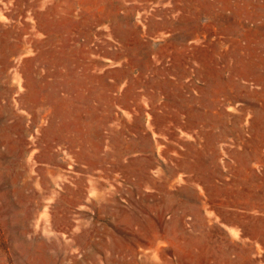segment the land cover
Returning <instances> with one entry per match:
<instances>
[{"label": "rangeland", "instance_id": "obj_1", "mask_svg": "<svg viewBox=\"0 0 264 264\" xmlns=\"http://www.w3.org/2000/svg\"><path fill=\"white\" fill-rule=\"evenodd\" d=\"M0 126V264H264V0H0Z\"/></svg>", "mask_w": 264, "mask_h": 264}, {"label": "bare ground", "instance_id": "obj_2", "mask_svg": "<svg viewBox=\"0 0 264 264\" xmlns=\"http://www.w3.org/2000/svg\"><path fill=\"white\" fill-rule=\"evenodd\" d=\"M258 68L261 69L262 67H261V66H258ZM35 69H36V68H35ZM35 69H34V70H35ZM255 75H256V73H255ZM256 79H257L258 81H262V80H263V76H262L261 74H260V75H256ZM19 126H20V125H19ZM19 126H18V127H19ZM0 127H1V126H0ZM4 129H5V128H4ZM26 131H27V130H26ZM0 132H1V131H0ZM8 140H9V139H8ZM0 141H1V140H0ZM1 143H2V142H0V144H1ZM6 154H7V153H6ZM1 155H2V154H1ZM4 155H5V154H4ZM4 155H3V156H4ZM7 156H8V155H7ZM5 157H6V156H5ZM1 158H2V157H1ZM2 160H3V159H2ZM1 166H2V165H1ZM4 166H5V165H4ZM2 167H3V166H2ZM2 176H3V175H2ZM7 176H8V174H7ZM8 177H9V176H8ZM2 179H5V180H6L5 177L2 178ZM2 179H1V180H2ZM7 182H8V181H7ZM4 189H5V188H4ZM6 190H7V189H6ZM7 192H8V191H7ZM3 194L5 195V193H3ZM4 195H3V196H4ZM6 196H7V195H6ZM6 196H5V197H6ZM5 197H4V198H5ZM9 197H10V196H9ZM4 198H3V199H4ZM6 198H7V197H6ZM10 198H11V197H10ZM10 198H9V199H10ZM253 198H254V197H253ZM4 201H5V200H4ZM8 201H9V200H8ZM8 201H6V203H7ZM255 201H256V200H255ZM10 202H12L11 199H10ZM0 203L3 204V201H2V202L0 201ZM5 206H6V205H5ZM1 209H2V208H1ZM4 209H5V208H4ZM22 209H23V208H21L20 210H22ZM5 210H7V209H5ZM17 212H18V211H17ZM15 213H16V212H15ZM8 215H9V214H8ZM11 215H14V214H11ZM15 215H16V214H15ZM17 216H18V215H17ZM17 216H16V217H17ZM20 217H21V216H19V218H20ZM22 217H23V216H22ZM15 220H16V219H15ZM15 220H14V221H15ZM17 220H18V219H17ZM22 220H23V219H22ZM12 223H13V222H12ZM16 225H19L18 222L16 223ZM23 225H24V224H23ZM5 228H6V227H5ZM21 229H22V226H21ZM21 232H22V231H21ZM23 236H24V235H23ZM19 238H20V237H19ZM21 240H22V238H21ZM26 253H27V252H26ZM46 254H47V253H46ZM46 254H45V255H46ZM23 255H24V254H23ZM26 256H28V255H26ZM47 256H48V255H47ZM55 256H56V255H55ZM64 256H65V255H64ZM66 256H67V255H66ZM66 256L64 257V259L66 258ZM93 256H94V255H93ZM21 257H22V256H21ZM61 257H62V256H61ZM97 257H98V256H97ZM25 258H26V257H25ZM51 258H52V256H51ZM51 258H50V259H51ZM57 258H59V256H58ZM57 258H56V259H57ZM37 259H38V257H37ZM73 259H74V258H73ZM96 260H97V259H96ZM96 260H94V261H96ZM52 261H53V260H51V262H52ZM56 261H57V260H56ZM71 261H72V260H71ZM77 261H78V259H77ZM58 262H59V261H58ZM62 262H64V261H62ZM22 263H23V262H22ZM49 263H50V260H49ZM54 263H55V262H54ZM59 263H60V262H59ZM77 263H78V262H77ZM94 263H95V262H94ZM97 263H98V262H97ZM28 264H29V263H28ZM32 264H33V263H32ZM55 264H56V263H55ZM63 264H65V263H63ZM91 264H92V263H91ZM99 264H100V263H99Z\"/></svg>", "mask_w": 264, "mask_h": 264}, {"label": "crops", "instance_id": "obj_3", "mask_svg": "<svg viewBox=\"0 0 264 264\" xmlns=\"http://www.w3.org/2000/svg\"><path fill=\"white\" fill-rule=\"evenodd\" d=\"M249 199H247V201H248ZM251 202V201H250ZM248 203V202H247ZM250 206H259V204H250V203H248ZM247 234H249V235H252V236H254L252 233H250V232H246Z\"/></svg>", "mask_w": 264, "mask_h": 264}]
</instances>
